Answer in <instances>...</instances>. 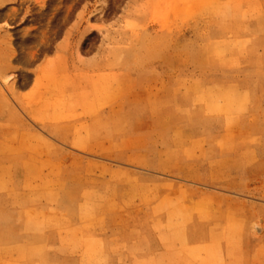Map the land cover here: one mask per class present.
<instances>
[{"label":"rangeland","instance_id":"rangeland-1","mask_svg":"<svg viewBox=\"0 0 264 264\" xmlns=\"http://www.w3.org/2000/svg\"><path fill=\"white\" fill-rule=\"evenodd\" d=\"M12 198L90 250L264 264V0H0V264Z\"/></svg>","mask_w":264,"mask_h":264},{"label":"crops","instance_id":"crops-1","mask_svg":"<svg viewBox=\"0 0 264 264\" xmlns=\"http://www.w3.org/2000/svg\"><path fill=\"white\" fill-rule=\"evenodd\" d=\"M131 83L129 87L132 86ZM160 184L164 186L166 183ZM8 206L19 210L24 217L23 225L15 220L4 218L8 221H4V244L2 245L4 264H46L50 261H53V264H142L144 262L152 264L151 245H144L141 249L134 240H129L123 244V247L122 245L113 247L112 251L106 248V245L96 246L90 250L87 244L73 243V239L78 240L83 234L74 237L73 225L66 223L57 230L51 227V223L42 221L41 213L37 212L35 215L30 207L24 208L21 212L13 198L8 201ZM48 228L56 230L53 236ZM167 251L166 248L158 251L162 259L166 257ZM140 252L144 255H140ZM51 257H54V260Z\"/></svg>","mask_w":264,"mask_h":264}]
</instances>
